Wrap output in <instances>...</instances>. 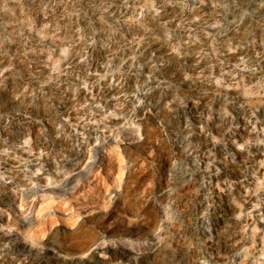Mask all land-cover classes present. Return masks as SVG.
Returning a JSON list of instances; mask_svg holds the SVG:
<instances>
[{"label":"rangeland","instance_id":"rangeland-1","mask_svg":"<svg viewBox=\"0 0 264 264\" xmlns=\"http://www.w3.org/2000/svg\"><path fill=\"white\" fill-rule=\"evenodd\" d=\"M0 264H264V0H0Z\"/></svg>","mask_w":264,"mask_h":264}]
</instances>
